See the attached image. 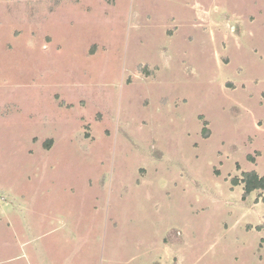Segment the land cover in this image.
Here are the masks:
<instances>
[{"label":"rangeland","instance_id":"374dc122","mask_svg":"<svg viewBox=\"0 0 264 264\" xmlns=\"http://www.w3.org/2000/svg\"><path fill=\"white\" fill-rule=\"evenodd\" d=\"M264 0H0V264H264Z\"/></svg>","mask_w":264,"mask_h":264},{"label":"trees","instance_id":"16d2710c","mask_svg":"<svg viewBox=\"0 0 264 264\" xmlns=\"http://www.w3.org/2000/svg\"><path fill=\"white\" fill-rule=\"evenodd\" d=\"M244 192L249 194L251 191L256 189H264V178L257 177L255 172H249L244 175ZM264 201V195H263Z\"/></svg>","mask_w":264,"mask_h":264}]
</instances>
